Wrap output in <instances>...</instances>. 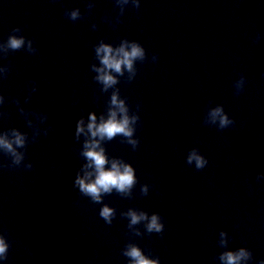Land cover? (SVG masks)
<instances>
[{
    "label": "clouds",
    "instance_id": "obj_1",
    "mask_svg": "<svg viewBox=\"0 0 264 264\" xmlns=\"http://www.w3.org/2000/svg\"><path fill=\"white\" fill-rule=\"evenodd\" d=\"M115 4L119 7L117 15V23H121L120 17L123 16L126 6L131 4L137 12L140 9V0H115ZM94 7L92 2L87 4L89 11ZM65 15L72 21L83 19L80 9L66 10ZM107 19V18H106ZM97 25L92 24L95 29ZM19 27L14 28L9 34L6 41H4L3 49L7 57L9 54L17 52L21 49L26 50L31 54H36L38 49L34 47V41L20 34ZM257 42L260 36L256 37ZM94 59L99 62L91 64V70L96 73L93 77L94 81L100 85V91L107 93L111 89L110 99L106 104L105 111L97 118L96 112H89L87 124L85 119L81 116L75 127L74 139L79 141L81 135L84 136L83 145L80 151V156L85 161L79 168L73 187L79 190L82 196L89 197L95 204H103L100 208L99 215L103 220L111 225L116 216V209L103 203V197L110 195L115 191L122 197L131 199L133 196V189L137 184V177L135 168L132 164L126 162L123 158L110 157L107 154L106 148L102 142L111 141L117 136L123 137L122 142L132 146L133 150L139 146V138L135 136L138 122L140 121L139 107L132 112L127 102V97H122L120 89L117 85L120 83V78L124 77L127 82L131 83L137 74V61L143 63L147 59V53L144 46L136 40H129L124 38L117 46L101 40L94 45ZM155 62L158 57L153 54L151 57ZM10 72V67L0 68V79H6ZM127 73L128 75H125ZM245 77L241 76L234 82L236 95H239L245 85ZM34 83V82H33ZM36 91L35 87L31 88L29 93ZM5 103V97L0 94V105ZM14 103L20 104L19 99H15ZM19 111L25 116L27 124L33 129L31 139L27 133L22 132L18 128H9L0 131V152L10 158V164H0V167L12 168L23 166L26 169H32L31 162L24 163L27 145L30 142H35L41 134V129L37 123L28 119L29 116L35 115L40 123L47 120V115L35 112H29L23 107ZM6 113L0 112V116ZM204 124L215 125L223 130L233 125L235 121L229 117L225 112L223 105L217 104L215 107H210L204 117ZM47 135V130H44ZM187 163L195 165L197 170H202L208 164L207 158L202 155L198 148H193L187 155ZM256 179L259 181L264 179V172L258 173ZM149 185L141 186V195H147L149 192ZM121 216L128 218V229H135L133 236H142L138 225H143L145 232L148 234L158 233L163 234L164 223L163 218L159 213L153 212L149 214L147 211L137 208H129L122 212ZM228 234L225 231L219 233V245L225 249L219 254L218 259L221 264H249L254 259L253 253L250 249L240 247L236 250H227ZM10 244L5 235H0V260H7L8 250ZM122 255L128 258V264H160V258H155L151 255L145 254L144 250L134 242H129L122 250ZM258 264H264V260H260Z\"/></svg>",
    "mask_w": 264,
    "mask_h": 264
}]
</instances>
